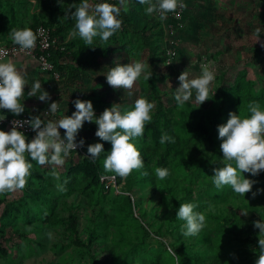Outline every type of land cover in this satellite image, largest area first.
Listing matches in <instances>:
<instances>
[{"label": "rangeland", "instance_id": "1", "mask_svg": "<svg viewBox=\"0 0 264 264\" xmlns=\"http://www.w3.org/2000/svg\"><path fill=\"white\" fill-rule=\"evenodd\" d=\"M81 2L0 0V43L13 42L14 30L34 32L41 22L60 45L57 67L43 70L37 63L33 75H25L23 113L57 121L76 111L73 101L79 98L90 100L99 117L113 104H119L122 112L131 110L143 96L155 104L151 114L159 103L171 110L168 116L177 122L170 129L179 152L172 149L166 155L156 131L145 130L133 141L144 167L126 179L115 174L117 189L107 190L87 168L103 166L112 145L95 135L98 125L86 121L76 137L85 141L84 146L72 151L62 167L32 161L25 188L0 194V264H256L258 240L264 234L254 222L264 221V192L255 198L252 193L264 189V170L256 176L241 173L255 181L244 196L230 185L218 189L212 176L214 169L228 163L220 151L218 126L227 122L230 112L250 117L251 103L264 110V0H183L186 7L177 9L179 16L169 12L161 20L159 13L151 14L149 22H157L151 30L141 17L147 5L126 0L128 21L122 20L108 41L97 36L92 45L70 35L76 31L73 5ZM119 7L123 10L120 3ZM257 28L261 30L258 42ZM141 60L149 63L145 72L152 75L147 81L142 73L131 95L128 89H114L107 83L106 74L116 63ZM202 64L215 71L209 99L199 105L193 90L187 102L203 110L211 133L195 135L181 123L191 124L198 116L178 106L174 96L180 74L187 71L189 79L197 78ZM36 81L50 100L40 101V92L37 97L27 95ZM52 102L58 103L56 113L48 111ZM0 130L10 131L4 126ZM95 143H102L104 151L93 162L87 148ZM156 168L168 169L169 175L159 179ZM53 169L59 179L50 175ZM184 203L197 205L194 211L205 216L196 236H184L186 222L176 218Z\"/></svg>", "mask_w": 264, "mask_h": 264}, {"label": "clouds", "instance_id": "2", "mask_svg": "<svg viewBox=\"0 0 264 264\" xmlns=\"http://www.w3.org/2000/svg\"><path fill=\"white\" fill-rule=\"evenodd\" d=\"M119 3L124 12H127L126 0H119ZM139 4L147 5L145 8L147 15L159 13L161 20L166 19L169 12L179 16L177 9L186 7L183 0H155V2L139 0ZM73 6L76 10L71 13V18L76 21V31L70 35L72 37L79 35L88 45H92L97 36L102 41H108L121 28L122 20L118 19L121 15V7L108 2L93 5L89 3V0H82L81 3ZM255 34L258 42L261 30L257 28ZM11 38L14 44L19 46L20 51H26L35 47L37 33L30 28H24L12 31ZM261 46L264 47V44ZM6 54L5 50L0 49V109H7L19 116L25 111V106L20 99L24 96L28 81L25 79V73L19 70L12 60H3ZM148 66L149 63L146 64L142 60L131 61L124 65L116 63V66L106 74L107 83L114 89H128L131 95V89L142 73L145 80L148 81L151 78L152 73L145 72ZM201 68V74L197 78L189 79L187 71L182 72L178 77L180 85L175 90L174 96L178 106L182 107L189 101L193 96V90L199 105L209 99L210 85L215 79V71L209 64H202ZM41 90V83L36 81L31 85L27 95L37 97V93L40 92L38 97L40 101L50 100V94ZM73 103L76 111L71 116L64 115L57 121L49 120L47 123L39 115L32 116L28 120L12 121L13 126L8 132L0 130V194L25 188L27 178L32 175L31 170L34 167L32 161L40 166L62 167L73 150L76 151L77 147L84 146L85 141L80 139L77 142L76 137L86 121L98 125L95 135L112 145L103 162L106 172L115 173L120 178L126 179L134 170L144 167V158L133 141L143 136L146 124L151 122L154 103L141 96L136 99L133 109L122 112L119 104H113L110 108H105L99 117H96L90 100L77 98ZM57 109L58 103L52 102L48 111L56 113ZM249 110L250 117L230 112L227 122L218 126V139L222 141L220 151L228 163L214 169L212 176L213 183L218 189L223 185H230L234 192L243 196L252 190L255 181L246 179L241 173L256 176L264 170V110H261L258 103H251ZM25 124L36 132L30 142L25 134L18 130ZM60 129L65 130L63 138ZM165 142L175 143V140L164 134L161 136L160 143ZM103 151L102 143L91 144L87 148L88 156L93 162ZM155 172L161 180L169 175L166 168H156ZM50 175L59 179L55 169ZM67 182V180L64 181L65 184ZM58 189L65 190L63 185H58ZM258 192H264V189L253 192L252 197L255 198ZM196 207L195 204L184 203L180 204L177 211L176 218L186 222L182 226L183 235L186 237L196 236L204 227L205 216L194 211ZM254 227L260 230V234H264V221H255ZM49 237H51L50 233ZM258 245L260 254L256 264H264V238H259ZM169 251L177 257L179 262V255L171 248Z\"/></svg>", "mask_w": 264, "mask_h": 264}, {"label": "trees", "instance_id": "3", "mask_svg": "<svg viewBox=\"0 0 264 264\" xmlns=\"http://www.w3.org/2000/svg\"><path fill=\"white\" fill-rule=\"evenodd\" d=\"M101 1H102V3L104 2V0H101ZM113 4L119 7V0H115L113 2ZM141 13H142V16H141L140 13H139V15L141 17H143L144 27H147L146 28L147 30H151L152 27H155L157 25V22H155V21L149 22L150 21V15H147L142 10H141ZM128 17L129 16L121 8V15L118 17V19L127 20L128 21ZM39 25L46 26L44 23L39 22L38 24H36L35 29ZM51 35L54 37V33L52 31H51ZM12 43H14V42H12ZM59 58H60V52H59V50H51L50 51V55H49L48 60L52 64V66L57 67ZM151 89H152L154 95H157L158 94V89L156 87H153L152 86ZM159 104L160 105H158L157 108L155 109V111L151 114L152 115V120H151L150 123L146 124L145 130L147 131L150 128L152 131H156V133L160 136V138L164 134H167L168 136L172 137L170 126H171V123H174L176 120H171L169 118L168 113L171 110L166 111V110H164L161 107V103H159ZM183 106L189 112H192V114H195V116H198V119L197 120H194V122H192L191 124L189 122H188V124L181 123L182 125L185 126V129L189 130L191 132V134H195V135H197L198 132L201 133V134L204 133L205 135L207 134V132H210L211 133V130H210V127H209L208 123H206L203 120V117H202L203 116V110L190 106L188 102H185V104ZM0 110H1V113L4 114L5 116H8V117L16 116V115H14L13 113H11L10 111H8L6 109H0ZM26 114L30 118L32 116H38V114H31V113H26ZM46 122H48V121H46ZM194 129L197 132L193 131ZM159 144H161L160 141H159ZM161 145L163 146V149H164L166 155L170 154L171 151H172V149L174 151L179 152V149L176 148V146H175L174 143L165 142L164 144H161ZM87 172L93 173V176H94V178H96V180H97L98 183H99V177H100V175L115 174V173H112V172H106L105 169H104V167L101 164H99L97 166L96 170H92L91 171V170H89L87 168ZM148 174L149 173H147V175ZM117 181H119V178H117ZM167 182H168V179H167ZM129 201H130V199L127 198V203L128 204L130 203ZM120 208H123V207H120ZM70 224L73 227L72 228L73 231H75L73 219L70 222ZM76 242L78 244H80V245H84V243L81 240L77 239V238H76Z\"/></svg>", "mask_w": 264, "mask_h": 264}, {"label": "built area", "instance_id": "4", "mask_svg": "<svg viewBox=\"0 0 264 264\" xmlns=\"http://www.w3.org/2000/svg\"><path fill=\"white\" fill-rule=\"evenodd\" d=\"M115 0H104V2H108L113 4ZM176 14V13H175ZM177 15V14H176ZM37 30H40L39 32ZM35 32L37 33V40L35 43V47L31 50L26 51H20L19 46L10 42V43H0V49L5 50L7 53L5 56H3V60L6 58H16L19 56H24L28 58H32L36 60L38 65L43 70H50L52 69V64L49 62L48 58L50 55L51 50H59V43L55 37L51 35V30L44 26L39 25L35 29ZM42 120L47 123L48 119L43 114H38ZM30 117L26 113H21L19 116H5L1 113L0 110V126L6 127V129L11 130L12 128V121L14 120H28ZM19 131H22L26 137H35L36 132L32 130V128L25 124L22 128L18 129ZM61 133V137L63 138L64 134L62 133L61 129L59 130ZM78 142V141H77ZM81 147H77L76 151H80ZM103 177V179H102ZM99 182L103 185V187L107 190L109 189H117L116 186H118L117 176L115 174H105L100 175Z\"/></svg>", "mask_w": 264, "mask_h": 264}, {"label": "crops", "instance_id": "5", "mask_svg": "<svg viewBox=\"0 0 264 264\" xmlns=\"http://www.w3.org/2000/svg\"><path fill=\"white\" fill-rule=\"evenodd\" d=\"M7 60H12L16 67L23 71L25 73V75H33V73L35 72V70L37 69L36 64L37 62L34 59L28 58V57H24V56H19L16 58H6L4 59V61Z\"/></svg>", "mask_w": 264, "mask_h": 264}]
</instances>
